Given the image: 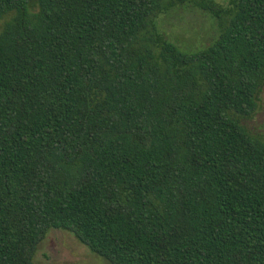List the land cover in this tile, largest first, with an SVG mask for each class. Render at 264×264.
<instances>
[{"label":"trees","instance_id":"1","mask_svg":"<svg viewBox=\"0 0 264 264\" xmlns=\"http://www.w3.org/2000/svg\"><path fill=\"white\" fill-rule=\"evenodd\" d=\"M216 36L183 52L157 19ZM264 0H0V264L49 230L109 264H264Z\"/></svg>","mask_w":264,"mask_h":264},{"label":"rangeland","instance_id":"2","mask_svg":"<svg viewBox=\"0 0 264 264\" xmlns=\"http://www.w3.org/2000/svg\"><path fill=\"white\" fill-rule=\"evenodd\" d=\"M224 5L225 0H215ZM157 29L183 52H195L207 46L216 36L209 16L187 5L170 9L157 20ZM254 114L242 121L251 133L264 139V86L257 96ZM35 264H109L91 253L69 232L51 229L38 246Z\"/></svg>","mask_w":264,"mask_h":264}]
</instances>
